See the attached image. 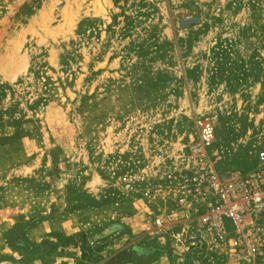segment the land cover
Masks as SVG:
<instances>
[{
	"label": "rangeland",
	"instance_id": "1",
	"mask_svg": "<svg viewBox=\"0 0 264 264\" xmlns=\"http://www.w3.org/2000/svg\"><path fill=\"white\" fill-rule=\"evenodd\" d=\"M206 123L264 170V0H0V264H234L176 207Z\"/></svg>",
	"mask_w": 264,
	"mask_h": 264
},
{
	"label": "built area",
	"instance_id": "2",
	"mask_svg": "<svg viewBox=\"0 0 264 264\" xmlns=\"http://www.w3.org/2000/svg\"><path fill=\"white\" fill-rule=\"evenodd\" d=\"M215 140L214 126L201 125L182 158V195L176 203L187 221L182 235L202 252L226 255L234 264H259L264 255V170L224 180ZM260 155L264 160V152ZM156 224L162 227L160 219Z\"/></svg>",
	"mask_w": 264,
	"mask_h": 264
},
{
	"label": "trees",
	"instance_id": "3",
	"mask_svg": "<svg viewBox=\"0 0 264 264\" xmlns=\"http://www.w3.org/2000/svg\"><path fill=\"white\" fill-rule=\"evenodd\" d=\"M83 242L84 243H82V244L86 246V241H83ZM71 246L72 247H79L78 244L75 241H66V242H64V245L62 247L69 248ZM85 250H86V247H84V252H85ZM82 251H83V248H82ZM115 260L116 261L117 260H119V261L121 260V252L113 255L112 257H110L107 262H108V264H119V263H114L113 261H115Z\"/></svg>",
	"mask_w": 264,
	"mask_h": 264
},
{
	"label": "crops",
	"instance_id": "4",
	"mask_svg": "<svg viewBox=\"0 0 264 264\" xmlns=\"http://www.w3.org/2000/svg\"><path fill=\"white\" fill-rule=\"evenodd\" d=\"M179 235H181V233H180ZM111 247L114 248V249H111L112 251L110 250L111 254H112V253L116 254V253H118L119 250H120V249L118 250V248H120V247H115V244H111L110 246L107 247V249H109V248H111ZM123 248H125V247H122V249H123Z\"/></svg>",
	"mask_w": 264,
	"mask_h": 264
}]
</instances>
